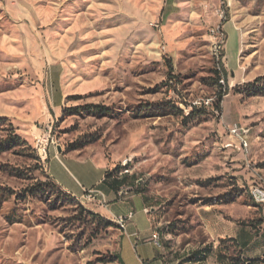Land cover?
Returning <instances> with one entry per match:
<instances>
[{
    "label": "rangeland",
    "instance_id": "374dc122",
    "mask_svg": "<svg viewBox=\"0 0 264 264\" xmlns=\"http://www.w3.org/2000/svg\"><path fill=\"white\" fill-rule=\"evenodd\" d=\"M259 76L264 0H0V264H118L122 229L51 180V141L129 170L154 222L183 241L203 238V204L250 205L248 221H264L250 189L264 181ZM197 102L205 113L186 121Z\"/></svg>",
    "mask_w": 264,
    "mask_h": 264
},
{
    "label": "crops",
    "instance_id": "0c3cea01",
    "mask_svg": "<svg viewBox=\"0 0 264 264\" xmlns=\"http://www.w3.org/2000/svg\"><path fill=\"white\" fill-rule=\"evenodd\" d=\"M63 100L61 94L53 97L51 108L60 109ZM43 159L51 180L68 195L82 198L84 190L102 192L105 204L99 196L94 202L96 211L103 217L113 219L132 212L117 236L114 256L118 264H264V221H248L254 215L250 205L208 203L198 206L196 214L203 238L191 243L167 228H159V223L144 211L147 202L137 192L140 180L135 179L133 185L126 184L124 175L110 172V164L104 158L66 151L53 142L47 145ZM122 186L129 191L119 199L116 192ZM155 235L158 243L154 241ZM225 238L235 240L236 254L220 243V239Z\"/></svg>",
    "mask_w": 264,
    "mask_h": 264
},
{
    "label": "built area",
    "instance_id": "2783aa9c",
    "mask_svg": "<svg viewBox=\"0 0 264 264\" xmlns=\"http://www.w3.org/2000/svg\"><path fill=\"white\" fill-rule=\"evenodd\" d=\"M211 32L214 35V37L216 38L215 29H212ZM209 102H210V100L207 103H209ZM212 102H213V100H212ZM212 102H211V106H212ZM194 105H197V106L205 105L206 106L205 103H200V102L194 103ZM228 131H229L230 136L238 143V145L241 148H243V149L248 148L249 143H248V141H245V128L244 127H241L238 124H233L232 126H230L228 128ZM53 142L54 141H51V143H53ZM40 146H42V145H40ZM42 147L44 150V154H46V147L47 146H42ZM128 172H129V170H128ZM128 172H120L119 174L123 175V174H126ZM250 189H252L254 191V195L256 197H258L259 206L262 207V210L264 212V181H261V177L259 178L258 181L254 182V184L250 187ZM128 191L129 190L125 186L120 187L116 192L117 197L119 199H123L127 195ZM97 196H99L100 199L102 200V203L105 204L104 195L102 192H100L96 189L84 190V197L87 199H95ZM144 211H145V213H149L148 208H144ZM131 217H132V212L128 213L127 215L114 216V218H117L118 220L122 221L125 224L127 223V220L130 219ZM157 238H158L157 235H155L154 241L156 243H158Z\"/></svg>",
    "mask_w": 264,
    "mask_h": 264
},
{
    "label": "trees",
    "instance_id": "16d2710c",
    "mask_svg": "<svg viewBox=\"0 0 264 264\" xmlns=\"http://www.w3.org/2000/svg\"><path fill=\"white\" fill-rule=\"evenodd\" d=\"M167 65H168L169 73L171 74L172 73V64H171V62L168 61V64ZM215 73L218 76V81L217 82L219 83V80H222V83L224 82V85H222L221 83L218 84L219 91H218V94H217L216 98L212 102V107L214 109H216L218 112H221L222 111V105H221V103H222L223 96L225 94V90L223 91L222 89H223V86H224V88H227V74H226L225 70L223 68H221V64H220V70L216 71ZM263 78H264L263 76H259V77L255 78L254 81L252 82V84H255V83L261 81ZM189 107H190V110H189L188 114H186L184 116V119L186 121H190L191 119H194L196 117L202 116L205 113L206 109H207V107L205 105L197 106V105L190 104ZM2 119H4V118H2ZM10 127H11V129H13V126L11 124H10ZM9 143L11 145H17L18 143H23L25 145H29L25 140H23L22 138H20L16 134H13L12 138H10V140H9ZM2 147L3 148L6 147V144H3ZM107 223H109V225H112L111 222H109V221H107ZM227 241L228 242H231L235 246V248H236V242H235L234 239H230V238L220 239V243L222 245H225V246H226L225 243ZM232 258H233V256H232ZM249 262L250 263H253V260H249Z\"/></svg>",
    "mask_w": 264,
    "mask_h": 264
},
{
    "label": "bare ground",
    "instance_id": "6f19581e",
    "mask_svg": "<svg viewBox=\"0 0 264 264\" xmlns=\"http://www.w3.org/2000/svg\"><path fill=\"white\" fill-rule=\"evenodd\" d=\"M251 195H252L253 199L255 200V202L257 204H259L258 197H256L254 195V191L252 189H251ZM113 221H115L121 228H124L125 227V223H123L122 221L118 220L117 218H113Z\"/></svg>",
    "mask_w": 264,
    "mask_h": 264
},
{
    "label": "water",
    "instance_id": "95a60500",
    "mask_svg": "<svg viewBox=\"0 0 264 264\" xmlns=\"http://www.w3.org/2000/svg\"><path fill=\"white\" fill-rule=\"evenodd\" d=\"M58 150H60V147H58Z\"/></svg>",
    "mask_w": 264,
    "mask_h": 264
}]
</instances>
